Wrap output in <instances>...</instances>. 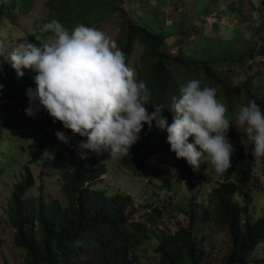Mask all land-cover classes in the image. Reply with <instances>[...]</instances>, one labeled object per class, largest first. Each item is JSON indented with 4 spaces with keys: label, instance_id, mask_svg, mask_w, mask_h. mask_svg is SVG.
<instances>
[{
    "label": "trees",
    "instance_id": "trees-1",
    "mask_svg": "<svg viewBox=\"0 0 264 264\" xmlns=\"http://www.w3.org/2000/svg\"><path fill=\"white\" fill-rule=\"evenodd\" d=\"M9 1L0 0V22ZM226 1L228 5L218 8L222 0H194L190 7H180L183 0H177L172 6L176 8L177 20L172 23L158 12L170 6L172 0H50L46 8L49 19H57L69 29L79 23L92 26L114 16L121 31L126 64L130 66L137 47L142 46L138 79L145 81L150 90L149 102L165 106L162 115L168 120L173 113L167 106L179 95L180 87L193 78L215 87L218 99L226 105V116L235 120L239 106L249 99L264 110V43L262 37L256 38V33L264 29V21L261 5L253 0ZM247 5L253 10V22L245 13ZM214 7L220 18L240 14L248 27L236 29L230 38L212 34L209 40L205 35L207 23L197 18L207 17ZM214 29L218 32L219 25ZM176 36L174 45L178 52L174 56L169 52L168 41ZM196 39L198 44L194 46L192 40ZM18 78L7 58H0L1 102L10 100L9 93L15 94ZM146 107L154 110L151 104ZM68 135L72 138V134ZM166 136L165 130L153 126L147 131L145 125L142 138L127 155L118 158L120 166L152 183L174 171L179 187L209 174L207 162L194 170L185 158H177L170 151ZM240 145L243 152L230 157L231 166L208 197L203 201L191 199L186 210L188 225L177 231L156 226L154 222L162 214L158 205L145 211L137 207L138 211L133 195L124 191L111 194L108 188H102L100 183L108 174L106 163L94 160L87 172L69 168L59 180L64 199L49 201L29 194L36 179L28 168L24 181L15 187L8 209L11 223L17 228L15 241L27 254L22 264H79L85 245L91 243L99 244L103 250L98 264H142L154 236L159 244L152 264H220L215 263L205 245L208 237L201 233L202 225L230 232V251L223 264H264V214L255 210L260 195L241 187L242 178L257 162L244 130ZM43 153L44 148L39 149L36 157Z\"/></svg>",
    "mask_w": 264,
    "mask_h": 264
},
{
    "label": "clouds",
    "instance_id": "clouds-1",
    "mask_svg": "<svg viewBox=\"0 0 264 264\" xmlns=\"http://www.w3.org/2000/svg\"><path fill=\"white\" fill-rule=\"evenodd\" d=\"M43 29L49 35L39 45L25 39L9 49L0 39V58H7L18 77L25 69L35 73V87L26 89L28 102L21 104H27L26 121L37 126L36 116L43 108L54 123L60 121L64 129L82 137L76 144L82 158L89 152H108L115 158L127 155L147 125V131L153 126L165 130L170 151L194 170L207 162L216 173H223L234 152L227 135L230 124L242 127L252 142L253 156L264 158V110L254 99L241 104L232 120L215 87L189 79L167 106L173 113L169 123L162 115L165 106L149 102L146 82L137 78L125 53L104 31L83 23L69 29L57 19L46 22ZM148 104L154 110L149 111ZM18 105L16 114L23 111ZM55 135L65 143L70 140L63 130Z\"/></svg>",
    "mask_w": 264,
    "mask_h": 264
},
{
    "label": "rangeland",
    "instance_id": "rangeland-1",
    "mask_svg": "<svg viewBox=\"0 0 264 264\" xmlns=\"http://www.w3.org/2000/svg\"><path fill=\"white\" fill-rule=\"evenodd\" d=\"M49 1L17 0L14 5L13 1L10 0L7 3L5 17H1L0 33L2 35L1 39L6 41L9 49L17 41L25 39L39 45L40 40L49 35L43 29V25L52 20L47 16L46 4ZM151 1L156 3L157 0ZM172 1L165 10L158 11L163 13L170 23L177 20L176 8L172 7L177 0ZM193 1L183 0V2L179 3V6L190 7ZM253 1L257 5H261L262 21H264V0ZM226 4L228 5L227 1L222 0L218 8H222ZM123 7L127 9L126 4ZM170 7L172 8L170 9ZM130 8L139 11L137 7L131 6ZM214 9L215 7L209 11L207 17L203 19L197 18L198 21L207 23L206 27H208V30L205 35L209 40H212V34L230 38L235 34L236 29H246L249 25L241 21L240 14L233 18H220ZM245 13H248L250 22H253L254 14L249 5H247ZM217 25H219L218 32L214 29ZM92 26L108 34L116 42L117 46L121 48V31L114 16L113 19L103 20ZM191 27L192 25H189L188 29ZM183 30L179 29L180 32ZM263 34V28L260 33H256V38L260 39L262 37V43H264ZM176 39L177 36L168 41L169 52L174 56L178 52L177 47L174 45ZM187 41H189L188 38ZM192 43L194 46L197 45L198 39L192 40ZM142 51L143 47L139 45L130 64L135 69L137 78ZM263 60L264 57H262ZM246 68L243 70L245 71ZM24 72V76L19 77L15 82V94L9 93L8 98L10 100L0 101V264H22L27 255L26 251L19 247L15 241L17 228L11 223L8 209L15 187L24 181L28 168L31 169L36 179V185L29 194L34 197L44 196L46 201H49L51 199H64L59 180L66 170L69 168H81L87 172L90 170L94 160L106 163L108 174L103 177V181L100 183L101 187L108 188L111 194L124 191L133 195L136 199V209L139 207L142 211L146 209L152 210L158 205L162 214L158 216L157 221L154 223L164 231H177L179 228L187 226L189 216L186 210L191 199L196 198L199 201L206 199L218 180L224 175V172L216 173L210 165L207 168L209 174L205 178L194 182H184L182 187H179L175 181L176 173L174 171L173 173L171 172L169 177L152 183L149 182L147 177H135L133 173L123 169L118 162V158L111 157L108 152L99 154L89 152L87 156L82 158L76 149L77 141L82 139V137L79 134L73 135L70 129H64L60 121L54 123L53 118L43 108L38 112L39 115L36 116L40 122L37 126L36 123L24 124V120L26 121L28 118V116H25L26 113L24 111L27 104H21L28 102L26 89L29 86L35 87L32 79L35 73L29 69H25ZM229 72L232 73V71ZM235 73L237 74L238 72ZM1 93L2 90L0 89V96H2ZM17 104H19L18 107L23 108V111L18 114H16L18 112ZM9 112L14 114L10 115ZM172 115L168 122H172ZM237 128L234 124H230L227 133L230 142L234 146V152L231 157H236L243 152V147L240 143L244 129L239 125H237ZM57 130H63L66 135L72 134V138L67 143L60 141L55 135ZM41 148H44V153L40 158H37L36 152ZM165 185L171 186V188L164 189ZM241 187L251 188L254 194L260 195L258 198L259 202L255 204V210L258 214H264V158L257 157L256 166L242 178ZM200 231L208 237L205 245L215 257V263L223 264L230 251V232L210 225H202ZM158 244L159 240L154 236L149 243V250L143 254L145 259L142 264H152L151 260L157 255L156 248ZM100 247L99 244L95 243L85 245L79 264H98L103 257V250Z\"/></svg>",
    "mask_w": 264,
    "mask_h": 264
}]
</instances>
